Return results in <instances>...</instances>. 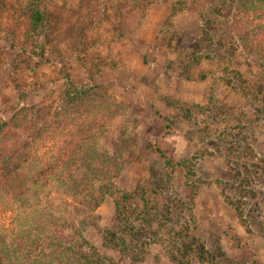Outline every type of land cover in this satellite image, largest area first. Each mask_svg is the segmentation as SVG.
<instances>
[{
	"label": "rangeland",
	"instance_id": "rangeland-1",
	"mask_svg": "<svg viewBox=\"0 0 264 264\" xmlns=\"http://www.w3.org/2000/svg\"><path fill=\"white\" fill-rule=\"evenodd\" d=\"M39 4L34 36L22 0H0V151L50 119L69 83L90 87L103 114L82 119L106 123L99 147L120 158L83 233L106 264H264V71L231 0Z\"/></svg>",
	"mask_w": 264,
	"mask_h": 264
},
{
	"label": "trees",
	"instance_id": "trees-1",
	"mask_svg": "<svg viewBox=\"0 0 264 264\" xmlns=\"http://www.w3.org/2000/svg\"><path fill=\"white\" fill-rule=\"evenodd\" d=\"M39 3L22 0V12L34 36L45 23ZM231 4L234 35L264 71V0H231ZM95 98L104 99L90 87L69 83L50 119L40 123L18 148L0 151V264H106L83 233L95 209L113 195L106 184L120 170V158L117 152L108 154L99 147L106 123L82 119L86 112H95L97 118L103 114L102 103L91 104ZM112 101L109 111L115 108L118 113ZM16 119L10 122L14 128L19 125ZM2 125L0 133L5 132L6 123ZM52 194L54 202H47ZM169 255L176 259L174 253Z\"/></svg>",
	"mask_w": 264,
	"mask_h": 264
}]
</instances>
